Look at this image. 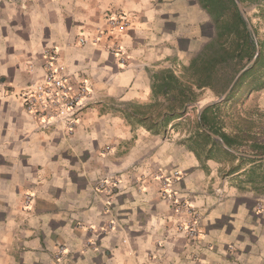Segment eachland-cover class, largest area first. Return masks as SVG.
Here are the masks:
<instances>
[{
  "label": "crops",
  "instance_id": "obj_1",
  "mask_svg": "<svg viewBox=\"0 0 264 264\" xmlns=\"http://www.w3.org/2000/svg\"><path fill=\"white\" fill-rule=\"evenodd\" d=\"M243 2L260 13L262 51L243 90L264 109V0ZM111 14L128 16L125 32L109 29ZM215 33L199 0H0V264H264L260 162L193 148L184 115L153 133L121 111L154 102L153 73L188 66ZM48 48L91 92L72 131L42 127L15 95L44 78ZM173 169L179 198L196 208L193 239L178 230L187 215L160 195L156 176Z\"/></svg>",
  "mask_w": 264,
  "mask_h": 264
},
{
  "label": "trees",
  "instance_id": "obj_2",
  "mask_svg": "<svg viewBox=\"0 0 264 264\" xmlns=\"http://www.w3.org/2000/svg\"><path fill=\"white\" fill-rule=\"evenodd\" d=\"M243 2V0H240ZM201 5L211 15L215 25V35L205 44L202 50L191 58L190 64L184 66L179 74L173 68H162L153 73L152 91L154 102L142 105H127L121 109L127 120L140 125H147L153 133L166 131L169 124L185 115L190 106L199 101L202 91L211 89L217 97H221L231 86L238 73L247 66L257 52V41L241 14L235 0H200ZM257 33L255 25L249 18ZM260 45L261 42L259 41ZM262 51L255 63L237 80L227 97L220 103L207 106L198 119V130L193 142L201 139L202 149L210 153L216 149L222 156L233 154V149L240 148L237 135L222 130L217 120L216 110L229 100L238 87H241L248 75L256 69ZM256 80V79H255ZM164 98L161 102L158 97ZM164 105L157 111L158 105ZM220 135L229 148H225L211 133ZM244 161H259L260 177L264 182V144L253 141ZM262 156L261 158H255ZM251 179H254L251 176Z\"/></svg>",
  "mask_w": 264,
  "mask_h": 264
},
{
  "label": "built area",
  "instance_id": "obj_3",
  "mask_svg": "<svg viewBox=\"0 0 264 264\" xmlns=\"http://www.w3.org/2000/svg\"><path fill=\"white\" fill-rule=\"evenodd\" d=\"M130 24L128 16L123 14H111L107 17L109 29L123 33ZM105 36V33L99 32L93 40L80 38L82 45L90 42L97 44ZM111 52L120 57L121 64H126V55L119 43L110 44ZM44 68L45 75L42 80L26 84L19 92H15L16 97L23 103L27 113L40 122L42 127H48L52 124H64L70 131L81 117V109L87 105L91 92L84 83H77L72 76L66 72L65 66L61 63L58 50L48 48L44 50ZM162 180L161 197L171 201L176 209L186 210L190 219L179 225V230L190 238H196L199 235L196 209L187 200H181L178 196L179 191L175 188V183L181 178V172L176 170L172 176L158 175ZM114 178V177H112ZM118 183L117 179L104 180L102 183Z\"/></svg>",
  "mask_w": 264,
  "mask_h": 264
},
{
  "label": "rangeland",
  "instance_id": "obj_4",
  "mask_svg": "<svg viewBox=\"0 0 264 264\" xmlns=\"http://www.w3.org/2000/svg\"><path fill=\"white\" fill-rule=\"evenodd\" d=\"M241 4L244 7L248 17L250 16L252 23L256 27L257 33L255 32V38H256V41L259 45V49L261 51V45L259 43L260 39H259V33H258L260 21H259V19H257L258 15L260 13L258 14L257 9H255L254 6H252L250 4L248 5L247 3H244V2H241ZM212 26L215 28L213 20H212ZM254 31H255V29H254ZM178 63H181V62H178ZM177 65H180V69L183 73L184 66L182 64H177ZM179 70H177V73H180ZM263 74H264V72H263ZM255 79H256L255 77L254 78L251 77L249 79L250 82H247L248 79H246V82H244V84L241 87H238L235 90V92L230 96L229 100L225 103H222L216 110L217 120L219 122V125L223 128V131L230 133L231 135H237L238 136L237 140L239 139V141L241 142L240 148L233 149L234 152H240V153L249 152L250 145L252 144L253 141H259V142L264 144V109L261 108V106H260L259 98L257 97L258 95H255V97H252V98H248L247 96H245V94H244L245 91L243 90L244 86H247V88H248L249 87L248 83H251L253 80L255 83ZM254 87L256 88V85H253V88ZM207 89H209V88H207ZM220 98L221 97H217L216 95H212L211 93L208 92V90L202 91V94L200 95L199 101L196 102V104L194 106L190 107L189 113L184 115L183 119L181 121H179L180 123L178 124L179 125L178 129H180L181 132L186 130V133H188L189 130H191V129H192V131L197 132V130H198V119H199V114H200L201 108L208 103L215 102V101L219 100ZM112 107H114V106L111 105V108ZM176 133H173V134L175 135ZM219 142L223 145V143L221 141H219ZM191 146L193 148L199 150V151L203 150L201 139H198L197 142H193V145H191ZM216 152H218V151H216ZM204 153H205V150H204ZM176 170L180 171L179 169H173L169 173H163L162 172V174L164 176H172ZM159 174H161V172H158L156 177L158 178V180H160L161 187H162V180L158 176ZM257 174H259V173H255L254 176L256 177ZM181 177H182V172H181ZM178 182H176L175 184H177ZM160 195H161V192H160ZM181 200L185 201V199H181ZM187 201H190V203H191V200H187ZM258 205H259L260 209H264V200H261V202ZM178 211L179 212L181 211V213H185L187 215V217L182 221V224L187 222L190 219V215H188L189 213H187L186 210H178ZM196 221H197V216H196ZM180 224L181 223L178 224V230H179ZM197 227H198V222H197ZM179 231H181V230H179ZM198 231H199V229H198ZM181 232L187 233L185 230L181 231Z\"/></svg>",
  "mask_w": 264,
  "mask_h": 264
},
{
  "label": "water",
  "instance_id": "obj_5",
  "mask_svg": "<svg viewBox=\"0 0 264 264\" xmlns=\"http://www.w3.org/2000/svg\"><path fill=\"white\" fill-rule=\"evenodd\" d=\"M235 1H236L237 5H238V7H239V10H240L241 14H242L243 17L245 18V20L248 22V26H249L250 30L252 31V34H253V36H254V38H255V31H254V28H253V26H252V24H251V22H250V20H249V17H248V15H247V13H246L244 7L242 6L240 0H235ZM255 40H256V38H255ZM259 54H260V49H259V45H258V43H257V52H256V55H255L254 58L250 61V63H249L247 66H245V67H244V68L238 73V75L236 76L235 80L232 82L231 86H230V87L228 88V90H227V91L221 96V98H220L219 100L215 101V102H211V103H208V104L204 105V106L201 108V110H200V114L203 112V110H204L207 106H209V105H213V104H215V103H220V102H222V101L227 97V95H228L229 92L232 90V88H233L234 85L236 84V82H237V80L239 79V77H240V76H241V75H242V74H243V73H244L249 67H251V66L255 63V61H256V59H257V56H258ZM210 133H211V135H212L215 139L221 141V142L223 143V146H224L225 148H229L228 145L223 141V139L221 138L220 135L214 134V133H212V132H210Z\"/></svg>",
  "mask_w": 264,
  "mask_h": 264
}]
</instances>
